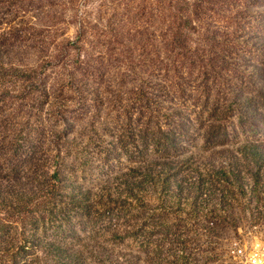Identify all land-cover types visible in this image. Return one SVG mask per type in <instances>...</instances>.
<instances>
[{"label": "rangeland", "instance_id": "1", "mask_svg": "<svg viewBox=\"0 0 264 264\" xmlns=\"http://www.w3.org/2000/svg\"><path fill=\"white\" fill-rule=\"evenodd\" d=\"M250 142L264 0H0V264H246Z\"/></svg>", "mask_w": 264, "mask_h": 264}, {"label": "trees", "instance_id": "2", "mask_svg": "<svg viewBox=\"0 0 264 264\" xmlns=\"http://www.w3.org/2000/svg\"><path fill=\"white\" fill-rule=\"evenodd\" d=\"M241 150H242V149H241ZM243 150H247V151L253 153V155H254L255 157H259V156H261L262 154H264V150L262 149V146H261V145H258V144H256V143H252V142L245 144L244 147H243ZM258 163H259V162H258ZM230 165H232V167H233V165L235 166V165H239V164H234V163L230 162ZM262 167H263V166H261V164H260V165H259L258 172L256 173V176H257V182H258L259 184L262 183V180L264 179V176L262 175V170H263ZM223 176H225L226 180H229V177L227 176V173H226V172H224ZM162 181H163V185L161 186V188L164 189V190L167 189V188H169V187L166 186V184L169 183L170 178H169L168 176H166ZM175 181H176V180H175ZM238 182H239V181H238ZM155 184H156V183H154L153 185H155ZM177 184H178V187H180V189L183 188V186H181V184H179L178 182H177ZM177 184H176V187H177ZM194 187H195V189H196L197 191L202 190L201 185H199L198 187H196V186H194ZM223 187H224V189L226 190L225 185H223ZM241 187L244 189L245 186H242V185H241ZM126 196H127L128 199H131V200H134V198H136L135 200L137 201V199H139L138 195H135V194L133 193V189H131V188H126ZM4 199H5V200H8V199H6V198H4ZM20 201H22V199H21ZM22 205L25 206V205H27V203H24V202L22 201Z\"/></svg>", "mask_w": 264, "mask_h": 264}, {"label": "built area", "instance_id": "3", "mask_svg": "<svg viewBox=\"0 0 264 264\" xmlns=\"http://www.w3.org/2000/svg\"><path fill=\"white\" fill-rule=\"evenodd\" d=\"M234 254L246 259V264H264V246L261 244L253 247L250 252L247 248L238 246L235 248Z\"/></svg>", "mask_w": 264, "mask_h": 264}]
</instances>
